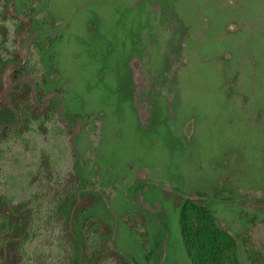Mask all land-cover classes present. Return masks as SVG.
Masks as SVG:
<instances>
[{"label": "rangeland", "instance_id": "obj_1", "mask_svg": "<svg viewBox=\"0 0 264 264\" xmlns=\"http://www.w3.org/2000/svg\"><path fill=\"white\" fill-rule=\"evenodd\" d=\"M0 19V139L17 124L13 97L73 129L81 198L65 205L62 236L80 264L90 216L111 225L112 264H194L187 200L237 240L240 264H264L241 239L264 222V0H0ZM33 52L40 86L13 79ZM34 145L0 156V199L32 191Z\"/></svg>", "mask_w": 264, "mask_h": 264}, {"label": "trees", "instance_id": "obj_2", "mask_svg": "<svg viewBox=\"0 0 264 264\" xmlns=\"http://www.w3.org/2000/svg\"><path fill=\"white\" fill-rule=\"evenodd\" d=\"M5 17L13 21L12 30L22 24L7 11ZM7 20L0 19V26L7 24ZM4 42L1 46L13 47L12 51L15 52L11 42ZM43 68L40 54L33 52L13 73V79H30L40 86ZM13 100L17 124L14 128L5 129L0 139V156L17 144L28 142L29 145L33 142L34 147L28 146L25 150L32 152L36 166L29 195H24L22 200L16 203L7 194L2 193L0 264H8L9 254L12 256L10 264H80L66 238L62 236V229L65 234L66 228L69 227L64 207L68 203H78L81 198L80 182L71 166L74 158L69 136L72 135L73 129L60 125L52 110L40 111L29 96L25 99L13 97ZM2 107L0 99V111ZM38 126L45 129V134L37 131ZM41 139L46 141L45 145L49 144L47 151L38 149ZM33 161L30 164L28 162L27 169L32 166ZM187 201L182 211V236L193 263L240 264L235 254L237 240L215 226L208 207L195 200ZM89 206L82 210L88 211ZM125 220L132 231L145 238L146 231L137 220ZM261 224L259 228L256 224L253 232L251 230L241 239L248 257L254 260L259 256L264 263V222ZM110 226L102 216H90L84 220L78 255L86 264H112L110 257L114 254V246ZM256 232L261 235L255 236Z\"/></svg>", "mask_w": 264, "mask_h": 264}]
</instances>
